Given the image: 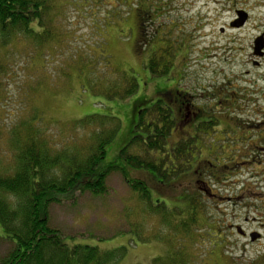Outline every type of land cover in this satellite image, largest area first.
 Here are the masks:
<instances>
[{"label":"rangeland","instance_id":"1","mask_svg":"<svg viewBox=\"0 0 264 264\" xmlns=\"http://www.w3.org/2000/svg\"><path fill=\"white\" fill-rule=\"evenodd\" d=\"M150 1L160 4V21L148 28L156 40L139 48L135 6L143 0H119L120 5L116 0H98L97 4L56 0L52 24L58 39L43 49V59H34L38 48L31 42H15L10 50L14 53L11 64L0 76V129L30 119L36 110L50 122L44 128L45 137L61 146L69 140L82 141L94 130V125L72 128L77 120L92 114L115 117L121 126L106 149L105 163L109 164L117 161L132 137L137 109L149 107L166 85H178L223 121H217L220 125L213 137L204 140L207 145L210 141L219 163L226 156L222 151L235 157L229 170L217 172L209 167L221 179L216 183L211 176L213 192L219 197L207 200L208 208L202 211L210 221L219 219L223 231H217L219 222L212 231L224 236L226 246L207 244L213 235L205 225L195 228L196 237L176 233L163 220L164 213L170 223L179 219L171 201L157 207L162 197L154 194L155 211L117 171L108 177L106 194L85 192L53 204L50 225L70 245L117 249L123 257L118 264H178L180 259L181 264H264V47L255 51L256 40L264 38V0ZM235 9L249 14L238 27L231 26L242 18ZM165 45L178 55L171 67L174 76L168 81L152 77L147 67L152 50ZM24 46L27 50H22ZM101 52L108 58L99 60ZM81 59L86 65H81ZM132 78L138 80L139 88L130 98L106 96L114 95L117 87L124 88ZM6 137L3 132L2 140ZM11 164L7 154L3 166ZM239 226L242 233L258 231L261 237L251 241L238 232ZM12 248L13 243L0 235V259Z\"/></svg>","mask_w":264,"mask_h":264},{"label":"trees","instance_id":"2","mask_svg":"<svg viewBox=\"0 0 264 264\" xmlns=\"http://www.w3.org/2000/svg\"><path fill=\"white\" fill-rule=\"evenodd\" d=\"M93 2L97 4L98 0ZM143 2L135 6L140 28L139 48L155 42V32L151 36L148 28L160 21V4L150 0ZM56 5V0H0V76L11 64L14 53L10 50L15 42L34 43L38 48L34 59H43V49L58 39L52 24ZM165 46L152 50L147 67L152 77H165L168 81L174 76L171 67L178 55L173 54L171 45ZM22 50H27L26 46ZM101 57L108 58L105 53L98 59L103 60ZM81 65H86L82 59ZM177 86L166 85L156 93L160 97L149 107L137 109L138 120L132 137L120 150L117 161L109 164L105 163L106 149L121 126V121L115 117L98 114L96 118L97 114H92L77 120L72 128L87 129L90 125L95 128L82 141L69 140L63 144L65 146L51 144L45 137L44 128L48 129L50 122L41 118L36 110L30 119L0 129V228L3 233L0 235L13 243L0 264H118L122 261L117 249L101 251L97 245H70L62 233L50 225L53 204L74 200L77 194L85 192L96 196L106 194L108 177L113 171L120 172L132 190L141 199L150 201L155 211H158L155 206L171 201L170 206L178 210L179 219L175 224L170 223L164 213L163 220L176 233L196 237L195 228L205 225L209 228L208 234L213 235L207 244L211 241L212 247L226 246L224 236L212 231L215 222H219L217 231L222 230L219 219L216 221L214 217L210 221L202 211L208 208L207 200L219 197L213 192L211 176L216 183L221 179H217V174L209 171V167L217 172L229 170L228 164L235 157L232 152L222 151L226 156L219 163V155L211 149L210 141L207 145L204 140L213 137L216 127L223 121L208 110L207 116L202 117L203 112L199 111L198 117L187 118L186 106L194 97ZM138 88L137 79H127L124 88L119 86L115 91L112 86L110 90L111 93L115 91L114 95L106 96L126 100ZM184 126L195 133L177 146L172 145V132ZM3 132L7 133L6 141L2 140ZM7 154L11 155L12 164L3 166ZM202 161L206 169L197 172L196 165ZM154 194L162 197L155 206Z\"/></svg>","mask_w":264,"mask_h":264},{"label":"flooded vegetation","instance_id":"3","mask_svg":"<svg viewBox=\"0 0 264 264\" xmlns=\"http://www.w3.org/2000/svg\"><path fill=\"white\" fill-rule=\"evenodd\" d=\"M236 10V15L238 16H242V18L240 17V18H238V19H235V21H234V23H232V27H238V26H236V24L237 23H239V20H242L243 19V17H244V19H246L245 20V22L248 20V18H249V14L246 12V11H241V10H239V9H235ZM234 24V25H233ZM181 90V89H180ZM183 90V89H182ZM160 92V91H159ZM160 97V95H157L156 94V99H154V102L158 99ZM144 108V107H143ZM182 110V109H181ZM186 111H187V118H190L191 119V117L190 116H193V118L194 117H198L200 114H198L199 113V111H202L203 112V114H201V116L202 117H204V116H207V114H206V109H203V107H201L200 105H198L193 99H192V102L190 101V103H188L187 104V106H186ZM205 112V113H204ZM206 114V115H205ZM186 126H184V129H180V130H174L173 132H172V135H171V140H170V143L172 144V145H175V146H177L178 145V143L181 141V140H183V139H185V138H187L188 136H192L195 132L193 131V130H190V129H187V128H185ZM208 133H210V132H208ZM198 141V140H197ZM199 142V141H198ZM201 147V145H199V148ZM199 164H197L196 165V171L197 172H199V171H201V170H205L206 168V165H205V162H198ZM236 228H237V226H236ZM239 232V231H238ZM253 232V231H252ZM252 232H250V233H247V232H244V233H240L241 235H243V236H245L246 238H250V234L252 233ZM250 240H251V238H250ZM252 241V240H251Z\"/></svg>","mask_w":264,"mask_h":264},{"label":"water","instance_id":"4","mask_svg":"<svg viewBox=\"0 0 264 264\" xmlns=\"http://www.w3.org/2000/svg\"><path fill=\"white\" fill-rule=\"evenodd\" d=\"M245 22V19L243 17L242 20H239V23L236 24V26H241L243 23ZM234 25V24H233ZM264 47V38L263 37H259L257 40H256V44H255V51L256 53H259L261 51V49ZM261 54V53H260ZM238 231L240 233L243 232V230L241 229V227L239 226L238 227ZM261 237V233L258 232V231H254L250 234V238L252 241H255L257 240L258 238Z\"/></svg>","mask_w":264,"mask_h":264}]
</instances>
